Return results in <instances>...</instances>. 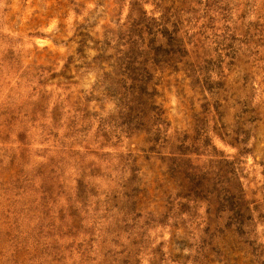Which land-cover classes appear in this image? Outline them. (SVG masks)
<instances>
[{
	"label": "rangeland",
	"instance_id": "374dc122",
	"mask_svg": "<svg viewBox=\"0 0 264 264\" xmlns=\"http://www.w3.org/2000/svg\"><path fill=\"white\" fill-rule=\"evenodd\" d=\"M0 264H264V0H0Z\"/></svg>",
	"mask_w": 264,
	"mask_h": 264
},
{
	"label": "trees",
	"instance_id": "16d2710c",
	"mask_svg": "<svg viewBox=\"0 0 264 264\" xmlns=\"http://www.w3.org/2000/svg\"><path fill=\"white\" fill-rule=\"evenodd\" d=\"M133 56V59L135 58L134 55ZM139 63H143V62H139ZM143 70H144V73H137L135 74V76H130V79L132 80V84H131V91L134 92L136 90H142L144 91L146 89V87L148 86V81H146V70L145 68L143 67ZM136 72V71H134Z\"/></svg>",
	"mask_w": 264,
	"mask_h": 264
}]
</instances>
